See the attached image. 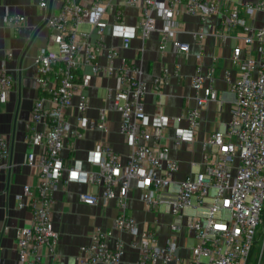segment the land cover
I'll use <instances>...</instances> for the list:
<instances>
[{
    "label": "built area",
    "instance_id": "1",
    "mask_svg": "<svg viewBox=\"0 0 264 264\" xmlns=\"http://www.w3.org/2000/svg\"><path fill=\"white\" fill-rule=\"evenodd\" d=\"M249 17L262 12L258 27L247 24L240 9L226 7L218 21L216 37L221 44L240 38L247 45V55L241 58V46L231 45L232 61L241 72L229 89L232 100L231 117L220 123L202 141L200 166L182 180H175L178 161L170 156L166 130L173 129L172 143L179 147L190 144L200 125V113L209 102L218 100L213 86L215 60L203 67L197 63L190 76L195 90V106L185 113V125L180 118H171L160 110L161 89L169 79L170 69L143 80L141 58L120 57L136 36L143 42L154 32L159 36L162 53L188 52L189 46L177 40V14L206 18L222 11L223 0H62L58 11L50 15L45 25L50 30L49 42L56 49H43L34 59L35 86L25 123V163L34 168L36 185L24 184L16 195L19 208L31 213L29 224L16 229V248L20 264H58L56 243L58 232L53 228L54 193L62 181L100 185V193L84 191L80 202L96 204L98 200H114L117 214L114 226L129 235L127 242L118 241L110 247V231L95 228L90 242L81 245L78 264H121L125 246L137 252V264H247L256 242L264 245V0H239ZM46 0H40L41 7ZM136 9L135 24L127 22L124 9ZM25 16L6 13L4 22L16 28ZM82 24L89 30L81 28ZM241 28L243 35L231 34ZM193 35L202 36L201 31ZM119 38V45H107L106 37ZM256 42L257 56L251 54ZM105 55L106 63L100 62ZM119 58V64L114 60ZM173 74L180 75V63ZM114 78L107 95L113 109L119 113V132L128 146L125 161L105 140H98L87 152L86 161L96 169H84L83 161H67L62 155L66 147L84 137L90 129L103 135L109 132V120L104 108L91 109L89 88L94 78ZM15 85L13 74L0 67V102L7 100ZM155 97L156 111L147 113L143 97ZM76 98V103H73ZM9 140L0 134V172L7 168ZM139 190V199L148 211L163 205L171 215L172 235L160 245L155 233L140 228L128 214L129 192ZM8 226L4 231L7 232ZM186 229L195 243L185 257L176 234ZM259 242V241H258ZM46 247V255L43 248ZM186 248V246H185ZM50 259V262L48 261Z\"/></svg>",
    "mask_w": 264,
    "mask_h": 264
},
{
    "label": "crops",
    "instance_id": "2",
    "mask_svg": "<svg viewBox=\"0 0 264 264\" xmlns=\"http://www.w3.org/2000/svg\"><path fill=\"white\" fill-rule=\"evenodd\" d=\"M255 2L256 0H246ZM40 0H0V67L4 65L14 76L15 85L9 92L7 100L0 102V134H5L9 140V157L7 168L0 172V264H20L16 248V229L29 224L31 213L27 208H19L16 195L21 192L24 184L36 185L34 168L25 163V123L27 121L32 101L38 95L35 86L36 55L43 49H56V45L49 42L50 30L43 24V20L56 13L62 0H46V6L39 5ZM240 9L246 18L247 24L258 27L263 22L262 12H256L249 17L239 0H223L222 11L217 15H210L205 19L179 12L176 16L178 22L174 37L189 46L188 52L162 53L159 49V36L154 32L143 42L144 49L138 53L142 41L135 37L128 49H121L120 57L135 59L140 57L143 68V80L149 83L151 79L162 73V67L167 65L170 69L169 79L161 89L160 110L171 118H180V125H185V113L195 106V90L191 85L190 76L197 63L207 67L215 57V72L213 86L218 91V100L211 101L201 110L200 125L194 140L190 144L182 143L175 147L172 143L173 129L166 130L165 141L170 147V156L178 161L179 169L175 180L184 179L191 170H196L202 159V141L220 124L228 122L231 117L232 100L229 93L231 83L237 79L241 72L239 64L232 61L231 45L237 43L241 46V58L247 55V45L240 38L230 39L221 44L216 37L218 21L230 5ZM127 22L135 24L137 21L136 9H124ZM17 14L25 16V21L18 27L11 28L4 22V15ZM81 28L89 30V26L82 24ZM201 31L202 36L193 35ZM231 34L243 35L241 28L234 29ZM107 45H119L120 39L106 37ZM257 43L251 47V54L256 57ZM114 65L119 64V58ZM100 62L105 64V55L100 56ZM175 63H180V75L173 74ZM114 78L96 77L89 88L91 109L89 114L96 116L97 109L104 108L109 120V132L90 129L83 138L75 140L73 146L66 147L62 155L67 161L80 159L84 169H96L86 161L87 152L91 150L100 139H105L111 147L122 156L125 161L128 146L124 136L119 132V113L113 109L112 99L107 95V88L114 85ZM154 96L147 93L143 97L144 109L153 113L157 109ZM73 103H76L74 98ZM100 185H91L78 182H65L59 184L54 193L55 205L52 211L53 228L59 237L56 243L58 264H78L77 253L81 245L90 242V234L95 228L107 230L111 235L107 237L110 247H115L118 241L127 242L129 235L118 232L114 226L117 208L114 200L99 199L96 204L90 205L79 201L78 194L84 191L100 193ZM139 190L129 192L128 214L133 216L140 228H149L155 233L156 241L162 245L172 235L170 230L171 215L164 209L148 211L139 199ZM5 226L9 229L4 231ZM189 233L186 229L176 234L179 242L178 253L187 256ZM195 241L193 240V244ZM192 244V245H193ZM186 246V248H185ZM47 255L48 250L43 248ZM50 262V259H48ZM137 252L125 246L121 264H137Z\"/></svg>",
    "mask_w": 264,
    "mask_h": 264
},
{
    "label": "rangeland",
    "instance_id": "3",
    "mask_svg": "<svg viewBox=\"0 0 264 264\" xmlns=\"http://www.w3.org/2000/svg\"><path fill=\"white\" fill-rule=\"evenodd\" d=\"M160 209L161 210L164 209V206L161 205L158 208V210H160ZM258 241L256 242V245H255L256 252H255V254H253L251 256L250 261H249L248 264H258L259 255H260V251H261V246H262V243H263V238L261 237L260 240H258ZM192 244H193V239L192 238H189L188 239V242H187V245L190 247V246H192ZM259 264H264V245H263V252H262V256H261V260H260Z\"/></svg>",
    "mask_w": 264,
    "mask_h": 264
},
{
    "label": "trees",
    "instance_id": "4",
    "mask_svg": "<svg viewBox=\"0 0 264 264\" xmlns=\"http://www.w3.org/2000/svg\"><path fill=\"white\" fill-rule=\"evenodd\" d=\"M255 252H256V248L254 247L253 250H252V252H251L250 258H251V256H252L253 254H255ZM250 258H249V260H248V263H249V261H250ZM248 263H247V264H248Z\"/></svg>",
    "mask_w": 264,
    "mask_h": 264
},
{
    "label": "water",
    "instance_id": "5",
    "mask_svg": "<svg viewBox=\"0 0 264 264\" xmlns=\"http://www.w3.org/2000/svg\"><path fill=\"white\" fill-rule=\"evenodd\" d=\"M49 16H50V15H48V16L43 20V24H42V25H45V23H46V21H47V19H48Z\"/></svg>",
    "mask_w": 264,
    "mask_h": 264
}]
</instances>
